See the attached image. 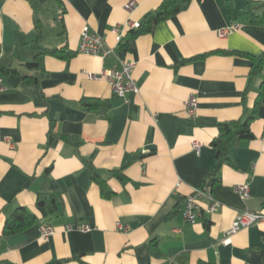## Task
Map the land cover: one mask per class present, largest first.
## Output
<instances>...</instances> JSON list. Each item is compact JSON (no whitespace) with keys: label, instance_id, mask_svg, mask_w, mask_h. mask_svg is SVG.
I'll use <instances>...</instances> for the list:
<instances>
[{"label":"crops","instance_id":"0c3cea01","mask_svg":"<svg viewBox=\"0 0 264 264\" xmlns=\"http://www.w3.org/2000/svg\"><path fill=\"white\" fill-rule=\"evenodd\" d=\"M249 1L264 3L191 0L103 58L78 51L85 25L116 46L115 28L124 38L128 21L140 23L163 0H39L44 46L74 54L45 55L48 73L36 84L2 76L0 264H264V219L223 241L242 211L264 215V69L251 76V57L264 53V24L241 16ZM257 11L264 15V5ZM35 26L29 0H1L0 69L34 74L24 64L36 54L25 45L36 38ZM119 59L135 63L140 88L126 98L87 74ZM190 95L198 100L193 115ZM84 98L110 104L88 109ZM249 116L254 137L232 147L211 188L223 206L205 212L211 198L204 196L196 221H187L185 198L206 185L216 165L211 141L219 125ZM194 141L202 143L200 153ZM88 162L113 191L110 198L91 178ZM243 183L247 197L235 189ZM39 193L54 194L58 209L38 206ZM19 207L38 222L7 235L5 222ZM42 224L54 228L48 238L40 234Z\"/></svg>","mask_w":264,"mask_h":264},{"label":"trees","instance_id":"16d2710c","mask_svg":"<svg viewBox=\"0 0 264 264\" xmlns=\"http://www.w3.org/2000/svg\"><path fill=\"white\" fill-rule=\"evenodd\" d=\"M34 12V20L36 22V33L37 36L34 40L27 42L26 47L36 51L33 61L24 64L31 70H34V74H22L16 66H7L0 69V76L7 75H18L28 84H36L40 81L41 78L47 75V71L44 68L43 59L45 55H52L61 59H69L74 53L72 51H67L63 48H49L43 44L42 36V22L40 20V10L41 4L39 0H29ZM191 0H163V2L154 10L149 11L143 17L140 22V25L136 29H130L127 31L125 37L122 40V44H128V42L138 36L139 34L148 32L152 29L153 25L166 20L172 16H175L187 5ZM1 2V0H0ZM231 6V3L229 4ZM264 3H253L248 2L246 10L241 16L250 18L252 22L258 24H264V15L258 13V9L263 7ZM205 56L199 55L196 58ZM252 68L251 76H255L264 69V53L257 57H251ZM83 105L88 109H97L100 106L110 104L109 101L98 98H84L82 100ZM251 118L249 116L245 120L231 121L229 123L220 124L219 134L213 138L211 144L217 149L216 154V165L212 172L210 173L209 180L206 185L211 188L219 181L217 176L219 168L222 164L228 161L229 152L232 147L238 145L243 140H249L254 137V134L251 130ZM68 141L74 143L75 145L79 144V140L73 137H68ZM88 168L90 171L91 178L98 183L101 188L102 195L105 198H110L113 194L111 188L107 185L106 181L101 177L95 167L88 162ZM37 205L44 207L51 211L58 209V200L54 194H43L39 193L37 196ZM38 222L37 216L28 210L25 207H19L14 210L11 216L6 220L4 225V233L9 235L25 230L26 228L36 224ZM157 244L153 242L151 244V249L153 252L157 251ZM59 261H53L49 264H58ZM203 264V263H200Z\"/></svg>","mask_w":264,"mask_h":264},{"label":"built area","instance_id":"2783aa9c","mask_svg":"<svg viewBox=\"0 0 264 264\" xmlns=\"http://www.w3.org/2000/svg\"><path fill=\"white\" fill-rule=\"evenodd\" d=\"M133 7V2L126 5L127 9ZM140 25L136 21H128L124 28L136 29ZM233 30H237L239 26L233 25L231 27ZM227 31L222 30L220 33L225 35ZM115 39L117 42L116 46H110L106 43L104 35L95 31L90 25H85L81 31L80 42L78 51L88 54V55H99L106 58L110 55L116 54L117 46L122 41L123 35L119 28L114 29ZM135 63L132 61H127L125 59H119L118 63L112 67L103 69L100 73L88 72V77L91 79H105L110 83L114 92L121 98H126L129 92L138 93L140 88L136 84L133 76ZM3 77L0 76V90L4 89ZM186 106L190 115H193L198 106V100L195 95H190L186 100ZM193 147L197 153H200L202 143L194 141ZM236 191L242 196L247 197L249 194V185L247 183L239 184L235 187ZM210 195L211 202L204 208L207 213H214L219 210L223 204L221 201L215 199L211 195V187L208 185L194 187L191 193L185 198L183 215L185 219L189 222H195L199 212L201 210L199 206V200ZM264 219V215L258 212L245 210L242 211L232 222L231 226L227 230L226 238L223 240L227 242L229 237L237 232L238 230L253 225L254 223ZM120 228H123L119 225ZM85 228H88L87 226ZM54 232V228L48 224H42L40 226V234L43 238H48Z\"/></svg>","mask_w":264,"mask_h":264}]
</instances>
